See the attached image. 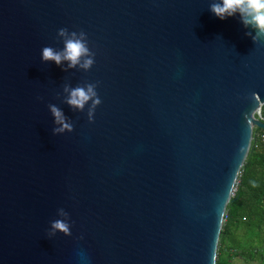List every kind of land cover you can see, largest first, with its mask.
<instances>
[{
    "label": "water",
    "instance_id": "95a60500",
    "mask_svg": "<svg viewBox=\"0 0 264 264\" xmlns=\"http://www.w3.org/2000/svg\"><path fill=\"white\" fill-rule=\"evenodd\" d=\"M212 2L0 0V264H216L264 131V39ZM61 28L86 33L89 71L42 63ZM85 82L91 123L62 102ZM49 104L71 133L53 135ZM61 208L71 236L49 237Z\"/></svg>",
    "mask_w": 264,
    "mask_h": 264
},
{
    "label": "clouds",
    "instance_id": "9594fccd",
    "mask_svg": "<svg viewBox=\"0 0 264 264\" xmlns=\"http://www.w3.org/2000/svg\"><path fill=\"white\" fill-rule=\"evenodd\" d=\"M209 10L222 21L239 14L244 27L255 32V35H252L250 31L246 32L253 43H259L264 39V0H213ZM57 35L63 42V49L57 50L45 46L42 49V63L54 62L63 71L79 69L87 72L94 66L95 53L89 48L85 32L82 30L70 32L67 28H61ZM65 63L67 64L66 68L62 67ZM97 87L96 83L85 82L75 87L66 83L63 87L64 99L62 102L75 112H84L87 107V117L91 123L95 109L102 103L96 91ZM48 108L54 118L53 135L71 133L74 130L72 121L65 116L61 108L54 104H49ZM255 186L256 184L253 182V187ZM57 215L61 218L51 223L49 237L55 236L56 233H62L65 237L71 236L68 213L61 208L57 210Z\"/></svg>",
    "mask_w": 264,
    "mask_h": 264
},
{
    "label": "trees",
    "instance_id": "16d2710c",
    "mask_svg": "<svg viewBox=\"0 0 264 264\" xmlns=\"http://www.w3.org/2000/svg\"><path fill=\"white\" fill-rule=\"evenodd\" d=\"M235 257L264 264V131L257 128L226 209L216 264H233Z\"/></svg>",
    "mask_w": 264,
    "mask_h": 264
},
{
    "label": "rangeland",
    "instance_id": "374dc122",
    "mask_svg": "<svg viewBox=\"0 0 264 264\" xmlns=\"http://www.w3.org/2000/svg\"><path fill=\"white\" fill-rule=\"evenodd\" d=\"M236 186H237V183L235 185V188H234V191H233V195H234V193L236 191ZM224 223H225V220H224ZM241 235L242 234H240V236ZM233 264H260V263L259 262H251V263H249V262H246L242 257H235V258H233Z\"/></svg>",
    "mask_w": 264,
    "mask_h": 264
},
{
    "label": "built area",
    "instance_id": "2783aa9c",
    "mask_svg": "<svg viewBox=\"0 0 264 264\" xmlns=\"http://www.w3.org/2000/svg\"><path fill=\"white\" fill-rule=\"evenodd\" d=\"M261 118H262V115H261ZM263 119V118H262Z\"/></svg>",
    "mask_w": 264,
    "mask_h": 264
}]
</instances>
